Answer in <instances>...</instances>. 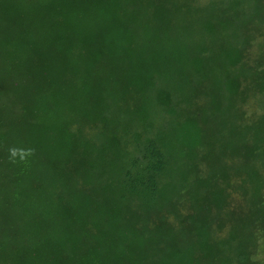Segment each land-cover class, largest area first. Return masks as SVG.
<instances>
[{"label": "trees", "instance_id": "trees-1", "mask_svg": "<svg viewBox=\"0 0 264 264\" xmlns=\"http://www.w3.org/2000/svg\"><path fill=\"white\" fill-rule=\"evenodd\" d=\"M257 93L264 0H0V264H264Z\"/></svg>", "mask_w": 264, "mask_h": 264}, {"label": "clouds", "instance_id": "clouds-1", "mask_svg": "<svg viewBox=\"0 0 264 264\" xmlns=\"http://www.w3.org/2000/svg\"><path fill=\"white\" fill-rule=\"evenodd\" d=\"M34 149H17L11 148L9 149L10 159L12 162H15V158L19 157L21 161L26 160L27 157L34 155Z\"/></svg>", "mask_w": 264, "mask_h": 264}, {"label": "rangeland", "instance_id": "rangeland-1", "mask_svg": "<svg viewBox=\"0 0 264 264\" xmlns=\"http://www.w3.org/2000/svg\"><path fill=\"white\" fill-rule=\"evenodd\" d=\"M20 84V82L18 81V82H16V83H9V85L10 86H18ZM257 96H255V95H252L251 97H250V102H251V104H253V101L255 102H259V101H263L264 100V93H257L256 94ZM245 109H247L248 108V105L247 106H245L244 107Z\"/></svg>", "mask_w": 264, "mask_h": 264}]
</instances>
